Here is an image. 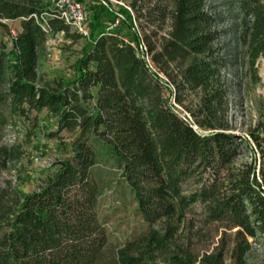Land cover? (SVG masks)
Segmentation results:
<instances>
[{
	"label": "trees",
	"instance_id": "16d2710c",
	"mask_svg": "<svg viewBox=\"0 0 264 264\" xmlns=\"http://www.w3.org/2000/svg\"><path fill=\"white\" fill-rule=\"evenodd\" d=\"M208 1L133 0L137 19L160 28L170 20L171 30L161 37L156 30L140 35L123 8L121 22L113 30L103 28L98 21L108 6H92L96 22L76 61V78L50 88L37 84L36 62L48 35L41 27L42 13L51 5L42 0H0V17L22 20L12 50L0 52V83L8 84L7 92H0V166L15 158L1 142L7 123L4 107L25 118L33 110L47 109L59 117L61 127L80 131L73 156L58 162L56 173L40 189L27 194L11 182L0 186V264L102 261L109 248L100 209L108 185L102 180L100 144L123 170L142 218L150 225L164 224L120 249L114 258L117 264H144L145 254L175 243L174 219L184 217L195 204L204 207L208 222L238 227L232 264H249L251 239L264 241V194L256 180V152L250 162L234 161L241 154L242 137L232 130L229 88L222 80L221 71L229 66L221 41L225 30L218 26L221 15L208 7ZM236 3V40L244 48L251 80L258 84V62L264 57V0ZM47 25L51 31L69 28L54 19ZM91 62L93 68L88 66ZM164 88L171 90L169 100ZM189 92L200 93L188 110L191 118L171 101L174 97L184 104ZM251 134L264 176V122L259 121ZM192 182L197 187L187 193ZM177 246L173 264H196L197 256L195 260ZM226 255L222 240L199 264H227Z\"/></svg>",
	"mask_w": 264,
	"mask_h": 264
},
{
	"label": "rangeland",
	"instance_id": "374dc122",
	"mask_svg": "<svg viewBox=\"0 0 264 264\" xmlns=\"http://www.w3.org/2000/svg\"><path fill=\"white\" fill-rule=\"evenodd\" d=\"M42 1L51 5L53 0ZM82 1L86 7L88 26L91 30V26L96 22L92 6L107 4L98 0ZM124 1L131 5L133 0ZM207 5L221 15L218 26L225 30L221 41L225 47L223 52L229 58V66L222 69V80L229 88L227 101L232 130L242 137L239 139L242 151L234 161L236 164L250 162L255 153V149L249 145L251 131L256 128L259 121L264 122V57L258 62L261 81L255 84L251 80L246 65L247 57L244 56V48L236 40L238 28L236 0H209ZM107 6L108 8L100 13L101 18L98 23L108 30H113L121 22L122 8L132 15L134 26L140 35L152 34V31L156 30L158 37H161L171 30L169 19L161 28L154 27L145 19H137V13L133 9L134 14L124 6L118 8ZM42 16L45 17L43 23L51 19L47 11L43 12ZM21 21V19L11 20L0 17V52L9 53L12 50L13 40L22 30ZM47 34L38 51L36 79L39 86L57 88L60 82L76 78V61L84 45L88 43V39L81 37L70 28L59 31L48 30ZM153 40L157 41V38L153 37ZM88 66L93 68L95 63L91 62ZM7 90L8 84L0 83V92L6 93ZM163 90L164 96L169 100L171 90L166 88ZM91 91L95 94L96 88H92ZM199 97V92H189L186 94L184 104H177L174 97H171V101L183 112V115L190 117L188 110L195 107ZM92 102L94 99L91 100ZM3 111H5L7 123L1 142L13 150L15 158L7 162L5 167L0 166V186L11 182L14 187H18L24 193H33L56 173L58 162L73 156L80 131L61 127L59 117L47 109L33 110L27 118L17 113L13 114L7 107H4ZM98 151L102 158L101 166L105 170L102 173V180L108 185L101 198L100 217L108 233L109 248L99 264H117L114 258L120 249L126 248L131 242L140 241L152 229L161 230L164 224L158 222V224L150 225L142 218L131 188L122 178L123 170L118 168L117 161L108 152L106 146L98 145ZM196 187L194 182L188 184L187 193ZM173 224L178 226L175 243L180 245L182 250L192 253L195 260L197 256L196 264L200 263L199 259L203 255L218 247L222 240L227 244V264H232L233 236L238 227L232 229L224 223L208 222L201 204L193 205L182 218L176 216ZM255 242L247 256L248 262L264 264V241L258 237ZM175 243L168 242L162 248H155L152 254H145L146 263L144 264H173V256L179 250ZM143 250L146 251L145 248ZM143 250L138 253L144 254ZM136 253V251L132 252L133 255Z\"/></svg>",
	"mask_w": 264,
	"mask_h": 264
},
{
	"label": "built area",
	"instance_id": "2783aa9c",
	"mask_svg": "<svg viewBox=\"0 0 264 264\" xmlns=\"http://www.w3.org/2000/svg\"><path fill=\"white\" fill-rule=\"evenodd\" d=\"M102 3H106L109 6L114 8H118L120 6H124L127 8L131 13H133V8L130 4L125 2L124 0H98ZM51 16V19L60 20L64 24H66L72 31L77 32L83 38H89L91 30L88 26V15L86 13V7L82 0H53L52 4L47 11ZM134 14V13H133ZM34 17L39 20V17L34 15ZM41 27L47 32L48 25L47 23L41 24ZM250 142L255 149L256 156H257V174L256 180H258V185L260 190L264 194V176L261 173V153L260 150L257 149L255 141L252 137H250ZM252 159V158H251ZM256 237L251 239V243L253 245L256 244Z\"/></svg>",
	"mask_w": 264,
	"mask_h": 264
},
{
	"label": "water",
	"instance_id": "95a60500",
	"mask_svg": "<svg viewBox=\"0 0 264 264\" xmlns=\"http://www.w3.org/2000/svg\"><path fill=\"white\" fill-rule=\"evenodd\" d=\"M197 128V127H196Z\"/></svg>",
	"mask_w": 264,
	"mask_h": 264
}]
</instances>
